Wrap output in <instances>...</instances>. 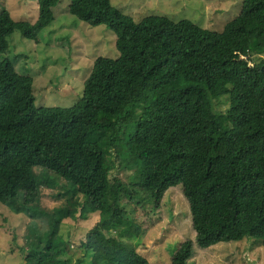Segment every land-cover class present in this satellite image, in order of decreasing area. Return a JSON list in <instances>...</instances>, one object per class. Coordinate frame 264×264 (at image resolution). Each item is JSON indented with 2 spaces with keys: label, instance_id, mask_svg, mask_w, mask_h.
Segmentation results:
<instances>
[{
  "label": "trees",
  "instance_id": "trees-1",
  "mask_svg": "<svg viewBox=\"0 0 264 264\" xmlns=\"http://www.w3.org/2000/svg\"><path fill=\"white\" fill-rule=\"evenodd\" d=\"M59 2L39 0L34 25L0 10V205L31 220L23 264H72L62 224L92 214L99 222L81 244L89 264H148L120 237L136 207L179 185L199 248L248 237L264 248V0H244L221 34L72 0L71 15L116 35L119 58L97 59L74 107L38 108L33 78L5 53L15 33L36 41ZM43 188L65 204L42 207ZM193 253L188 240L171 264Z\"/></svg>",
  "mask_w": 264,
  "mask_h": 264
},
{
  "label": "rangeland",
  "instance_id": "rangeland-1",
  "mask_svg": "<svg viewBox=\"0 0 264 264\" xmlns=\"http://www.w3.org/2000/svg\"><path fill=\"white\" fill-rule=\"evenodd\" d=\"M244 0H111L112 6L135 22L150 17H164L174 23L189 21L194 25L221 34L225 26L241 13ZM72 0H60L54 9V21L36 41L15 33L5 53L17 73L33 78L36 106L74 107L83 96L85 83L99 58L117 60V37L106 27H91L70 14ZM6 7L16 22L34 25L39 17V0H0V10ZM122 172V171H121ZM119 179L126 183L130 172ZM59 190L42 189L41 205L47 210L63 206L65 198ZM141 194V200L146 196ZM135 209V223L120 237L128 247L134 246L148 264H171L182 243H194V253L188 264H264V248L260 241L245 238L241 242L220 243L209 249L196 244V232L183 186ZM155 203V204H154ZM157 210V212H155ZM99 215L88 220L78 217L62 224L60 238L66 245L63 260L72 264H89L90 255L81 248L87 235L99 222ZM31 220L12 213L0 205V264H23L21 247ZM255 225V223H251ZM38 228L48 229L45 221Z\"/></svg>",
  "mask_w": 264,
  "mask_h": 264
}]
</instances>
